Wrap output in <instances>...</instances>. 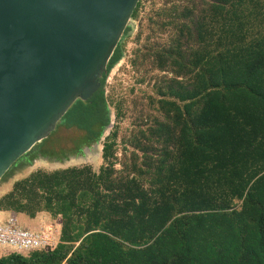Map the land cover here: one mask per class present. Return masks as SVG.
Masks as SVG:
<instances>
[{
  "label": "trees",
  "instance_id": "16d2710c",
  "mask_svg": "<svg viewBox=\"0 0 264 264\" xmlns=\"http://www.w3.org/2000/svg\"><path fill=\"white\" fill-rule=\"evenodd\" d=\"M112 123L97 171L19 177L68 158L43 150L59 127L91 150ZM58 128L1 179L0 212L60 219L59 243L0 264H264V0H140L101 89Z\"/></svg>",
  "mask_w": 264,
  "mask_h": 264
},
{
  "label": "water",
  "instance_id": "95a60500",
  "mask_svg": "<svg viewBox=\"0 0 264 264\" xmlns=\"http://www.w3.org/2000/svg\"><path fill=\"white\" fill-rule=\"evenodd\" d=\"M140 0H0V181L102 86Z\"/></svg>",
  "mask_w": 264,
  "mask_h": 264
},
{
  "label": "rangeland",
  "instance_id": "374dc122",
  "mask_svg": "<svg viewBox=\"0 0 264 264\" xmlns=\"http://www.w3.org/2000/svg\"><path fill=\"white\" fill-rule=\"evenodd\" d=\"M135 44L130 41L127 47L128 56L122 60L111 72L109 78H108V87L107 89H110V85L113 84L117 80H126L128 74L126 71L131 70V66L129 64V60L132 57V50L134 49ZM114 120V117H113ZM113 126V123L111 124L109 130L105 133L104 137L102 138L101 142L98 145L93 146V148L90 150V148H87L82 143V140L85 136V133L82 131H79L77 129H66L65 127H57L56 134L52 137L51 143H47L45 147H43V150L49 152V154L54 153L55 157H63L65 154L68 156L64 161H54V162H48L46 160H39L36 161L35 164L29 168L27 171L23 173L24 176L27 172L33 171V170H46V171H54L57 169L62 168H68V167H81L84 165H90L92 166L96 171L100 168L102 165L101 155H102V144L105 140V138L108 136L111 127ZM83 149V155H80L76 157L75 152L82 151ZM77 154V153H76ZM14 182H11L9 184L4 183L0 186V197L5 195L7 192H9L12 188V184ZM5 214V215H4ZM3 217L8 218L9 213L5 212ZM1 223V222H0ZM41 228H47L48 230L53 231L57 236L60 234L61 229V220L58 219L56 223H45L44 226ZM14 250H12L9 247L6 248H0V256H7L11 253H13Z\"/></svg>",
  "mask_w": 264,
  "mask_h": 264
},
{
  "label": "built area",
  "instance_id": "2783aa9c",
  "mask_svg": "<svg viewBox=\"0 0 264 264\" xmlns=\"http://www.w3.org/2000/svg\"><path fill=\"white\" fill-rule=\"evenodd\" d=\"M59 243V236L47 228L30 231L22 228L15 215L6 223L0 224V248L9 247L17 253L54 248Z\"/></svg>",
  "mask_w": 264,
  "mask_h": 264
},
{
  "label": "crops",
  "instance_id": "0c3cea01",
  "mask_svg": "<svg viewBox=\"0 0 264 264\" xmlns=\"http://www.w3.org/2000/svg\"><path fill=\"white\" fill-rule=\"evenodd\" d=\"M5 212H0V224L6 223L7 220L13 215V213H9L8 218L3 217L2 214H4ZM5 215V214H4ZM20 222V221H19ZM51 223L50 219H48L46 216H40L35 220H31V221H26V229L30 230V231H37L39 230L42 226L45 225V223Z\"/></svg>",
  "mask_w": 264,
  "mask_h": 264
}]
</instances>
